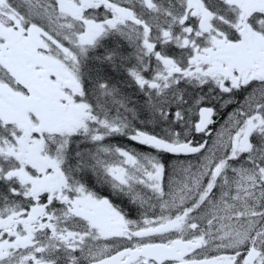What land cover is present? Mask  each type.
I'll return each instance as SVG.
<instances>
[{"label":"snow or ice","instance_id":"snow-or-ice-1","mask_svg":"<svg viewBox=\"0 0 264 264\" xmlns=\"http://www.w3.org/2000/svg\"><path fill=\"white\" fill-rule=\"evenodd\" d=\"M0 264H264V0H0Z\"/></svg>","mask_w":264,"mask_h":264}]
</instances>
